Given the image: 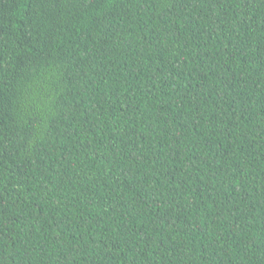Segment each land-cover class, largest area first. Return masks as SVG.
Masks as SVG:
<instances>
[{
    "label": "trees",
    "instance_id": "1",
    "mask_svg": "<svg viewBox=\"0 0 264 264\" xmlns=\"http://www.w3.org/2000/svg\"><path fill=\"white\" fill-rule=\"evenodd\" d=\"M0 264H264V0H0Z\"/></svg>",
    "mask_w": 264,
    "mask_h": 264
}]
</instances>
